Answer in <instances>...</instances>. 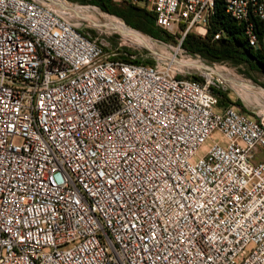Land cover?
<instances>
[{
	"label": "built area",
	"instance_id": "obj_1",
	"mask_svg": "<svg viewBox=\"0 0 264 264\" xmlns=\"http://www.w3.org/2000/svg\"><path fill=\"white\" fill-rule=\"evenodd\" d=\"M111 1L182 41L216 0ZM224 9L264 52V0ZM65 14L0 0V264H264V110L220 108L197 53L114 58Z\"/></svg>",
	"mask_w": 264,
	"mask_h": 264
},
{
	"label": "rangeland",
	"instance_id": "obj_2",
	"mask_svg": "<svg viewBox=\"0 0 264 264\" xmlns=\"http://www.w3.org/2000/svg\"><path fill=\"white\" fill-rule=\"evenodd\" d=\"M48 2L57 7V9L61 12L66 13L65 15H67L68 18H70V20L75 25H77L81 31L90 34L92 37H97L103 43L104 51L106 53L114 52V55H116L117 53L126 54L124 51H121L123 47H126L131 51V54H128L129 57H131L132 59H138L139 61H142V63H144V60L146 59H153L154 57H156L155 55L167 54L170 57L174 54V52H176L175 56L178 59L176 60L177 63L183 59L186 60V53L181 49V45L179 46V43L182 42L180 41L181 33L179 31L175 33L169 32L170 34H172V37L160 39L156 36H153L149 32L140 30L139 28L135 27L132 24H129L126 21L125 17L129 15V8L131 6H135L145 9L146 7L142 3L125 2L121 5H117L116 9L121 12V14L123 15L122 16L116 13H108L94 3L82 4L70 0H49ZM96 10L100 14V16H103L102 20H98L93 16V11L96 12ZM111 17L117 19V21L123 24L126 28L128 27L129 29L127 28V30L130 35L124 33L120 28V25H118L114 20L109 19ZM137 34L145 36L152 43L148 40L140 38ZM253 52L256 53V50L253 49ZM259 57L261 62L264 64V53ZM204 62L206 65L214 70H217L223 75L222 76L218 73L215 74V72L210 71V73L213 74L214 78L217 79L216 90L218 89L222 91L219 102L220 108L232 105L245 112L251 110L252 112L255 111L257 113H261V111L264 110V71L249 69L244 64L235 65L225 62L212 63L207 60H205ZM188 69L199 71L195 67H190ZM218 79L221 81V83H219ZM236 80L251 84L250 89L254 92H259V94L263 97V100L261 101L257 97L255 98L253 95H244L237 88L238 86H235V84L233 83L236 82ZM229 100L230 102L233 101V103H229ZM216 137V134L213 132L212 138ZM263 157L264 148L258 150V152L255 154L254 160L258 161ZM55 178L57 181H59L60 175L56 174Z\"/></svg>",
	"mask_w": 264,
	"mask_h": 264
},
{
	"label": "trees",
	"instance_id": "obj_3",
	"mask_svg": "<svg viewBox=\"0 0 264 264\" xmlns=\"http://www.w3.org/2000/svg\"><path fill=\"white\" fill-rule=\"evenodd\" d=\"M70 1L82 4L94 3L108 13L122 15L121 12L116 9V6L122 3H113L111 0ZM125 19L129 24L134 25L140 30L149 32L160 39L172 37V34L156 25L153 12L146 8L131 6L129 8V15L125 17ZM220 30L224 31V35L220 36L218 39H214V34ZM181 47L190 53L199 54L203 59L209 62H225L235 65L244 64L249 69L264 71V64L259 57L264 52L262 50H256V53L253 52V48L248 45L242 26L225 12L224 0L215 1L214 13L211 17L210 27L208 28L206 36L201 37L193 32H188L181 42ZM121 51H124L126 54L117 53L114 58L125 61L142 62L138 59L129 57L128 54H131L130 49L123 47ZM144 61V63H152L153 59H146ZM193 78L202 80L196 75H194ZM215 91L219 94L220 102L222 91L218 89H215ZM229 103H233V101L230 102L229 100Z\"/></svg>",
	"mask_w": 264,
	"mask_h": 264
},
{
	"label": "bare ground",
	"instance_id": "obj_4",
	"mask_svg": "<svg viewBox=\"0 0 264 264\" xmlns=\"http://www.w3.org/2000/svg\"><path fill=\"white\" fill-rule=\"evenodd\" d=\"M56 1V0H55ZM49 6H51L52 8H55V6L53 7V4H51L50 2H48L47 3ZM55 9H57V8H55ZM96 12H97V10H96ZM95 11H93V16L94 17H96L98 20H102V18H103V16H100V14L97 12L96 13ZM104 15V14H103ZM109 19H112V20H114L118 25H120V28L123 30V32L124 33H126V34H129L130 35V33L128 32V30H127V28L123 25V24H121L119 21H117V19H115V18H113V17H111V18H109ZM129 29V28H128ZM138 35V34H137ZM140 38H143V39H145V40H148L145 36H143V35H138ZM130 37V36H129ZM148 41H150V40H148ZM151 42V41H150ZM152 43V42H151ZM175 53V52H174ZM165 55H167V54H165ZM171 60H173V61H175L176 62V60H178L177 59V57L175 56V55H172V58H171ZM181 63H183V60H181L180 61ZM186 63H188V64H193V65H196L197 67H202L203 65L202 64H199V63H197V62H191V61H186ZM209 69H210V71H213V72H215V73H218V74H220V75H222V73H219L217 70H214V69H212L211 67H209ZM210 73V72H209ZM208 74V73H207ZM223 76V75H222ZM239 78V77H238ZM240 79V78H239ZM238 79V80H239ZM228 82V81H227ZM234 84H235V86L237 85L238 87V89L244 94V95H246V94H248L249 96L250 95H253L255 98L257 97L258 99H260L261 101L263 100L262 98V96L259 94V92H254L253 90H251L250 89V87H251V84H249V83H246V82H244V81H237L236 80V82H233ZM252 96V97H253ZM262 103V102H261Z\"/></svg>",
	"mask_w": 264,
	"mask_h": 264
},
{
	"label": "water",
	"instance_id": "obj_5",
	"mask_svg": "<svg viewBox=\"0 0 264 264\" xmlns=\"http://www.w3.org/2000/svg\"><path fill=\"white\" fill-rule=\"evenodd\" d=\"M44 1H45V3H48L49 0H44ZM44 1H43V2H44ZM53 7H54V6H53ZM55 8H57V7H55Z\"/></svg>",
	"mask_w": 264,
	"mask_h": 264
}]
</instances>
